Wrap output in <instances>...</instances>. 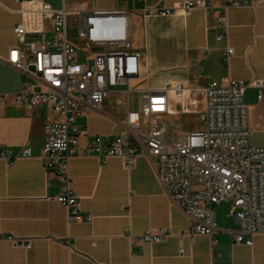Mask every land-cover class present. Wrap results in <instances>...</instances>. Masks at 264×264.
Listing matches in <instances>:
<instances>
[{
    "label": "crops",
    "instance_id": "crops-1",
    "mask_svg": "<svg viewBox=\"0 0 264 264\" xmlns=\"http://www.w3.org/2000/svg\"><path fill=\"white\" fill-rule=\"evenodd\" d=\"M179 1L145 0V4L172 6ZM72 4L74 10L130 9L132 45L147 86H161L166 79L206 85L227 75L246 82L264 81V4L229 9L228 43L234 53L228 65L225 41L216 39V18L201 8L144 16L139 4L126 5L122 0H72ZM19 7L17 0H0V92H14L23 83L22 74L5 61L9 48L19 44L15 25L25 24L26 39L50 33L49 22L39 14L30 21L9 10ZM244 100L248 141L261 135L264 145V85H247ZM102 109L85 108L77 118L84 131L81 143L96 135L111 140L119 133L116 108L106 101ZM57 117L45 104L28 110L10 101L0 103V149L8 147L14 154L23 146L31 149L27 158L9 163L0 159V264H264V232L253 236L252 245L235 242L239 225L221 211L222 203L214 207L213 237L182 234L189 219L164 193L154 169L156 158L143 154L129 168L116 156L105 161L94 155L72 157L70 187L80 196L82 211L93 218L68 222L67 208L53 198L65 184L55 175L46 176L39 159L44 124ZM148 228H169L171 233L162 241H140L138 236ZM7 235L31 239V246H14ZM68 239L74 246L71 250Z\"/></svg>",
    "mask_w": 264,
    "mask_h": 264
},
{
    "label": "built area",
    "instance_id": "built-area-1",
    "mask_svg": "<svg viewBox=\"0 0 264 264\" xmlns=\"http://www.w3.org/2000/svg\"><path fill=\"white\" fill-rule=\"evenodd\" d=\"M122 1L139 4L144 16L186 14L195 8L214 14L219 29L216 39L225 41L226 65L234 53L228 43L229 9L264 4V0H180L168 6ZM17 2L20 7L9 10L19 11L30 21L39 14L49 22L50 33L26 39L25 24L15 25L19 44L9 48L5 61L22 74L23 83L14 92H0V103L10 101L28 110L45 104L58 115L44 124L39 159L46 176L55 175L65 184L53 198L67 208L68 222L93 218L82 211L80 196L70 187L72 157L94 155L105 161L116 156L129 168L143 154L156 158L154 169L164 193L189 219L182 234L213 237L217 232L214 207L228 203L227 215L239 225L234 241L252 245L253 236L264 232V145L248 141L244 90L247 85L261 88L264 81L246 82L227 75L206 85L166 79L161 86H147L132 45L127 6L74 10L80 14L76 42L68 36L65 0L59 8L44 0ZM106 101L119 113L115 119L121 126L119 133L111 140L96 135L81 143L84 131L77 118L85 108L103 112ZM173 114H194L199 126L169 139L165 117ZM30 156L28 146L15 154L8 147L0 149V159L8 163ZM170 233L169 228H148L138 239L158 242ZM6 239L14 246H31V239L13 235ZM65 242L73 249L69 239Z\"/></svg>",
    "mask_w": 264,
    "mask_h": 264
},
{
    "label": "rangeland",
    "instance_id": "rangeland-1",
    "mask_svg": "<svg viewBox=\"0 0 264 264\" xmlns=\"http://www.w3.org/2000/svg\"><path fill=\"white\" fill-rule=\"evenodd\" d=\"M45 2L50 3L54 8H59L62 6L61 0H44ZM66 6L69 10V13L66 17L67 23V32L68 36L76 42H79V28H80V14L73 12L76 7L72 4V0H66ZM180 107V106H176ZM165 123L168 129V138L177 139L180 137L185 131L192 127L199 126V122L197 120L196 115L194 114H173L165 117ZM262 136L255 135L251 136L249 139V143L251 145H262L260 142ZM228 203H222L220 206L221 211L225 210L228 212L229 209Z\"/></svg>",
    "mask_w": 264,
    "mask_h": 264
}]
</instances>
